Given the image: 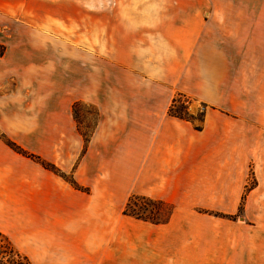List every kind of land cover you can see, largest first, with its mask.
Instances as JSON below:
<instances>
[{"label": "crops", "instance_id": "obj_1", "mask_svg": "<svg viewBox=\"0 0 264 264\" xmlns=\"http://www.w3.org/2000/svg\"><path fill=\"white\" fill-rule=\"evenodd\" d=\"M207 3L148 0L133 17L119 13L120 35L96 46L68 38L63 0H0V36L11 37L2 40L0 79L47 86L61 100L52 129L68 131L78 149L72 103L98 111L75 178L92 190L99 181L97 192L120 211L95 264H264V126L232 107L205 66L189 68L206 48ZM74 20L78 27V13ZM176 95L205 103L198 123L168 113ZM249 168L255 183L246 188ZM132 195L166 205V218L124 214Z\"/></svg>", "mask_w": 264, "mask_h": 264}, {"label": "rangeland", "instance_id": "obj_2", "mask_svg": "<svg viewBox=\"0 0 264 264\" xmlns=\"http://www.w3.org/2000/svg\"><path fill=\"white\" fill-rule=\"evenodd\" d=\"M146 1L63 0L58 7L62 6L64 17L68 18L63 25L68 38L79 35V40L86 43L89 36L97 46L120 35L119 13L133 17L146 6ZM207 1L210 15L206 36L200 42L206 48L201 56L196 48L189 68L198 69L199 63L205 66L207 74L214 75L232 99V107L240 108L246 117L264 126V0ZM3 38L11 39L0 36V53L4 50ZM114 49H118L116 43L111 51ZM33 87L12 76L0 79V204L9 209L8 214L0 212V231L27 257L29 264H95L101 257L111 222L120 210L111 199L97 192V186L102 187L99 181L94 182L92 190L76 180L74 171L84 145L78 149L68 131L52 129L54 111L61 100L55 103L53 97H48L45 85L41 89L39 84ZM174 98L175 109L198 123L205 103L187 95ZM77 110L79 126L88 133L97 121L96 110L88 104L79 105ZM7 141L54 164L67 177L72 176L79 185L87 187V191L73 188L61 175L14 151ZM107 166L128 170L133 165ZM82 167L79 177H86V166ZM251 169L246 188L255 183ZM28 203L33 204L35 211L32 207L28 211ZM132 205L135 211L149 217H164L168 211L166 205L141 196H134ZM3 243L8 252L0 257V264H10V247Z\"/></svg>", "mask_w": 264, "mask_h": 264}, {"label": "trees", "instance_id": "obj_3", "mask_svg": "<svg viewBox=\"0 0 264 264\" xmlns=\"http://www.w3.org/2000/svg\"><path fill=\"white\" fill-rule=\"evenodd\" d=\"M2 53V52H1ZM0 53V54H1ZM177 102V99L174 98L171 105L169 106L168 108V113L169 114H173L175 116H178V117H185L183 114H181L180 112H178L176 109H175V103ZM82 104H88L89 106H92L95 110H96V117L98 116V111L96 109V107H94L92 104L88 103V102H85V101H82V100H77V101H74L71 105V115H72V118L74 119V121L76 122V128L78 130V132L80 133V135L82 136L83 138V147L85 149L86 147V144H87V141L89 140L90 138V135H91V132H92V129H90V131L87 133V132H84V130H82L79 126V120H78V106L79 105H82ZM7 144L16 152L20 153L21 155L23 156H26V157H29L31 159H33L34 161H36L37 163H39V165H41L43 168L47 169V170H50L54 173H57L59 175H61L64 180H66L73 188L75 189H78V190H81V191H87V187H83L81 185H79L76 180L71 176V177H67V175H65L66 173L60 171V169H58L56 166H54V164L50 163V162H47L45 161L44 159H42L40 156L38 155H34V154H31V153H28L26 152L24 149H22L21 147H19L18 145H16L15 143H13L12 141H7ZM134 196H137V195H132L128 198L127 202L125 203V206L122 210V212L124 214H127V215H130V216H133L135 218H139V219H143V220H149L151 222H160L162 220H164L166 217L164 216H161L160 218L159 217H149L147 214L145 213H139L138 211H135V209L133 208L134 205H132V201H133V198ZM143 197V196H141ZM145 198V197H144ZM148 199V198H147ZM151 200V199H149ZM154 201V200H153ZM155 202H159L161 203L160 201H155ZM162 204V203H161ZM0 237H2L3 239L1 240L0 239V257L4 256V254H6V250L3 249L4 248V243H6V245H8L7 247L9 248V253H11V256H12V259L9 260V263L10 264H29V261L27 259V257L23 254H21L15 247L14 245L11 243V241L6 237L5 234H3L2 232H0ZM13 257L17 258L15 259L14 261L13 260ZM18 258H21V261L18 260ZM22 259L24 261H22ZM17 260V261H16ZM0 261L2 262V260L0 259Z\"/></svg>", "mask_w": 264, "mask_h": 264}]
</instances>
